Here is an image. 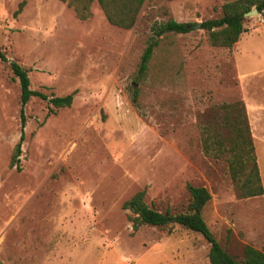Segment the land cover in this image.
<instances>
[{
    "label": "rangeland",
    "instance_id": "obj_1",
    "mask_svg": "<svg viewBox=\"0 0 264 264\" xmlns=\"http://www.w3.org/2000/svg\"><path fill=\"white\" fill-rule=\"evenodd\" d=\"M24 7L19 14V5ZM221 0H145L131 29L90 3L82 20L60 0H0V264H210V244L179 225L134 227L123 205L139 192L160 213L188 211V186L206 188L203 218L236 260L264 251V195L242 199L224 158L208 156L203 130L222 104L243 101L264 187V14L245 18L231 48L209 33L157 38L148 73L138 70L153 27L223 16ZM49 97L75 92L70 108H24L10 62ZM135 93L138 102H133Z\"/></svg>",
    "mask_w": 264,
    "mask_h": 264
},
{
    "label": "trees",
    "instance_id": "obj_2",
    "mask_svg": "<svg viewBox=\"0 0 264 264\" xmlns=\"http://www.w3.org/2000/svg\"><path fill=\"white\" fill-rule=\"evenodd\" d=\"M68 2L74 7L80 19L90 16L89 6L94 0H60ZM223 2V16L219 19L201 23L202 29L209 33V42L213 47L231 49L246 32L245 14L256 8L260 15L264 14V0H221ZM108 21L123 29L134 27L137 16L145 0H97ZM24 2L19 5L16 14H19ZM195 24L168 21L153 27L154 36L150 39L141 58L138 75L143 78L147 75L149 63L152 60L155 48L159 45L158 37L165 34H186L193 30ZM2 60L5 56L0 54ZM13 75L19 80L21 88V126L22 133L16 145L11 161V167L20 171V157L25 140L24 129L26 116L24 108L32 98H39L49 103V113L56 110L70 108L74 101L75 92L65 97H49L48 95L31 89L29 72L15 61L10 62ZM133 102H138L135 93ZM218 118L211 121L203 130V148L205 153L216 159L224 158L229 167L230 177L236 187L239 198L248 199L264 195L261 175L255 156V147L252 138L246 106L243 101L232 104H222L219 107ZM188 191L191 202L187 212L172 214L170 210L160 213L145 202V192H139L123 208L130 210L134 218L135 229L141 225H150L159 228H169L179 225L184 229L200 234L209 244L210 264H264V251L253 246L244 248L241 261L233 258L214 238L207 226L202 212L211 200L210 192L203 187L189 185Z\"/></svg>",
    "mask_w": 264,
    "mask_h": 264
},
{
    "label": "water",
    "instance_id": "obj_3",
    "mask_svg": "<svg viewBox=\"0 0 264 264\" xmlns=\"http://www.w3.org/2000/svg\"><path fill=\"white\" fill-rule=\"evenodd\" d=\"M258 15H259L258 10L256 8H254L253 10H251L250 12L245 14V18L255 17V16H258ZM193 28L201 30L202 26H201V24H197Z\"/></svg>",
    "mask_w": 264,
    "mask_h": 264
}]
</instances>
